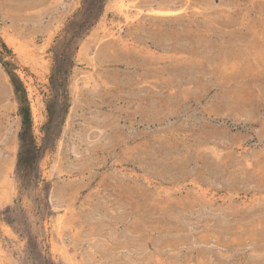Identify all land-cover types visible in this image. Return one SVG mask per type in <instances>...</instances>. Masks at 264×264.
<instances>
[{"label":"rangeland","instance_id":"1","mask_svg":"<svg viewBox=\"0 0 264 264\" xmlns=\"http://www.w3.org/2000/svg\"><path fill=\"white\" fill-rule=\"evenodd\" d=\"M0 264H264V0H0Z\"/></svg>","mask_w":264,"mask_h":264},{"label":"trees","instance_id":"2","mask_svg":"<svg viewBox=\"0 0 264 264\" xmlns=\"http://www.w3.org/2000/svg\"><path fill=\"white\" fill-rule=\"evenodd\" d=\"M23 125H24V127H23V132H22V134H21V140H22V142H25V140H26V139H25L26 134H27V132L30 131L31 126H30L29 124H27V122L24 123Z\"/></svg>","mask_w":264,"mask_h":264},{"label":"bare ground","instance_id":"3","mask_svg":"<svg viewBox=\"0 0 264 264\" xmlns=\"http://www.w3.org/2000/svg\"><path fill=\"white\" fill-rule=\"evenodd\" d=\"M122 13V12H121ZM114 24V23H113Z\"/></svg>","mask_w":264,"mask_h":264}]
</instances>
